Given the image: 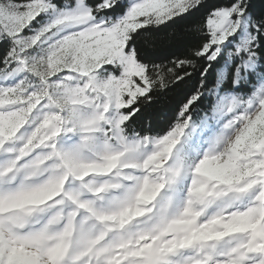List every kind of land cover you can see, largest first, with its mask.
Segmentation results:
<instances>
[{
    "label": "snow or ice",
    "instance_id": "1",
    "mask_svg": "<svg viewBox=\"0 0 264 264\" xmlns=\"http://www.w3.org/2000/svg\"><path fill=\"white\" fill-rule=\"evenodd\" d=\"M0 264H264V0H0Z\"/></svg>",
    "mask_w": 264,
    "mask_h": 264
},
{
    "label": "trees",
    "instance_id": "2",
    "mask_svg": "<svg viewBox=\"0 0 264 264\" xmlns=\"http://www.w3.org/2000/svg\"><path fill=\"white\" fill-rule=\"evenodd\" d=\"M256 3L259 7L260 6V0H256ZM182 40H183V37L179 32V25H178L176 35L170 36L167 33H161L156 44H157V47H159V48L167 49L170 47L178 46L182 42ZM171 103H172L171 97H166L164 99H161L159 101V103L157 105L153 106V109H150L149 111L153 112L154 114H158L159 112L166 111ZM154 118H158V117L154 116Z\"/></svg>",
    "mask_w": 264,
    "mask_h": 264
}]
</instances>
